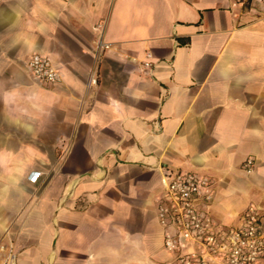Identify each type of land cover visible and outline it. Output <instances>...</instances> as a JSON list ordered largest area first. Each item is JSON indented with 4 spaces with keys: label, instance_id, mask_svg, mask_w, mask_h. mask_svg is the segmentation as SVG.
Listing matches in <instances>:
<instances>
[{
    "label": "crops",
    "instance_id": "0c3cea01",
    "mask_svg": "<svg viewBox=\"0 0 264 264\" xmlns=\"http://www.w3.org/2000/svg\"><path fill=\"white\" fill-rule=\"evenodd\" d=\"M35 54L57 83L30 75ZM177 170L213 179L224 226L264 212V0H0V245L15 264H174L157 205Z\"/></svg>",
    "mask_w": 264,
    "mask_h": 264
},
{
    "label": "built area",
    "instance_id": "2783aa9c",
    "mask_svg": "<svg viewBox=\"0 0 264 264\" xmlns=\"http://www.w3.org/2000/svg\"><path fill=\"white\" fill-rule=\"evenodd\" d=\"M99 45L107 47L101 41ZM25 67L41 84L59 81L58 70L46 55H33ZM255 166V160L248 158L243 170L250 174ZM41 176L40 171H33L28 180L36 184ZM162 187L157 218L165 231L164 248L174 254V264H258L264 256V212L249 207L236 225L216 222L209 213L214 181L195 171H167ZM0 253V264H15L12 247L0 245Z\"/></svg>",
    "mask_w": 264,
    "mask_h": 264
}]
</instances>
